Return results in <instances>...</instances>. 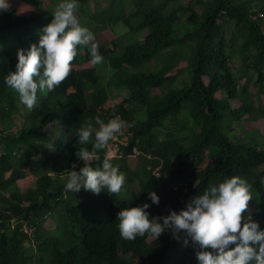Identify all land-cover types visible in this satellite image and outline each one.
Segmentation results:
<instances>
[{
	"label": "trees",
	"instance_id": "obj_1",
	"mask_svg": "<svg viewBox=\"0 0 264 264\" xmlns=\"http://www.w3.org/2000/svg\"><path fill=\"white\" fill-rule=\"evenodd\" d=\"M16 1L39 13H0V43L27 50L56 8L52 0ZM89 1L77 0L79 13ZM92 1L87 18L107 77L77 46L67 79L38 92L29 111L5 84L18 50L0 48V264H198V246L190 238L184 246L170 230L157 240L122 239L117 213L145 203L150 219L178 213L233 176L251 185L242 223L250 217L264 230V0ZM117 116L130 125L121 131L123 157L110 159L125 174L122 191H66V170L83 167L75 156L79 127L90 122L98 130L97 117L107 123ZM98 154L93 167L105 149Z\"/></svg>",
	"mask_w": 264,
	"mask_h": 264
},
{
	"label": "clouds",
	"instance_id": "obj_2",
	"mask_svg": "<svg viewBox=\"0 0 264 264\" xmlns=\"http://www.w3.org/2000/svg\"><path fill=\"white\" fill-rule=\"evenodd\" d=\"M11 6L10 0H0V13L10 11ZM78 7L77 0H62L51 22L41 29L38 42L27 50L17 51L15 71L6 75L5 84L18 93L20 103L29 111L38 104V92H52L67 79L77 56V46L88 49L92 65L104 61L94 34L81 26L76 17ZM82 77L84 85L81 87L88 90L91 77ZM96 123L100 125L98 130L90 122L77 130V142L82 147L76 150L75 156L83 162V167L77 171L73 163L71 170H66L64 188L72 193L83 188L97 195L105 190L116 195L124 188L125 174L107 157L99 167H93L92 162L100 161L99 151L107 148L109 141L130 125L118 116L107 123L97 117ZM90 140L93 141L91 149ZM52 175L57 174L52 172ZM148 196L153 204L159 203L154 192H149ZM252 200L251 185L233 176L210 185L178 213L169 210L167 216L150 219L149 204L145 203L121 209L116 220L121 238L127 241L146 235L157 240L166 230L184 246L189 244L190 238L199 248L198 264H264V230L250 217L242 223V214L248 211Z\"/></svg>",
	"mask_w": 264,
	"mask_h": 264
},
{
	"label": "rangeland",
	"instance_id": "obj_3",
	"mask_svg": "<svg viewBox=\"0 0 264 264\" xmlns=\"http://www.w3.org/2000/svg\"><path fill=\"white\" fill-rule=\"evenodd\" d=\"M159 1L160 0H156V2H159ZM52 2L54 3V4L52 3V5H54V7L56 8L57 5L62 2V0H52ZM10 3L12 5L11 6V10L14 9L16 14H18V15L27 16V15H32V14L39 13L38 10H36V9H34V8L28 6V5H25V4H23V3L19 2V1L10 0ZM101 3L104 4L103 2H101ZM78 5H79V3H78ZM94 6H95V3L92 0H90L89 4L87 5V7H85V10H84L85 13L84 14L82 12L79 13V7H78V10L76 12V17L79 20V23L81 24V26L86 27L93 34H95V26L89 24L91 22L87 18V15L93 13ZM116 31L117 32H122V30L121 29L119 30V28H116ZM0 48H3L4 51H9V52H14L15 53L17 50H19V44L16 43L15 41L11 42V40H8V41H5L3 43H0ZM233 65H234V67L236 69L239 68V62H238L237 59H234ZM98 66L101 68L100 72L99 71L98 72L102 76L107 77L106 72L108 71V67L106 66V64L101 63V64H98ZM243 82H244V79L241 80V83H243ZM255 90H256L255 85L253 83H251L250 86H249V92H250V94L252 96L255 95ZM122 95H123V93H122ZM232 104H233V107L239 106V102H236V101H232ZM258 126L261 127L262 131L264 132V119L259 122ZM59 130H60V127L58 128L57 131H59ZM234 134H237L236 131L234 132ZM40 147H41V145H40ZM132 160H134V159H131L130 162L134 163V161H132ZM29 183H30L29 180H25V181H21L20 185H23V186L27 187L29 185ZM137 189H138L137 185L133 184L131 187L128 188V192L134 194L137 191ZM249 207L251 208V205ZM40 233H41V231H40Z\"/></svg>",
	"mask_w": 264,
	"mask_h": 264
},
{
	"label": "built area",
	"instance_id": "obj_4",
	"mask_svg": "<svg viewBox=\"0 0 264 264\" xmlns=\"http://www.w3.org/2000/svg\"><path fill=\"white\" fill-rule=\"evenodd\" d=\"M128 145V138L122 132L117 133L113 140H110L108 143V147L105 148L106 157L109 159H113L114 157L122 158L123 157V149ZM136 149H132V153L129 155L130 157H134L137 155Z\"/></svg>",
	"mask_w": 264,
	"mask_h": 264
}]
</instances>
